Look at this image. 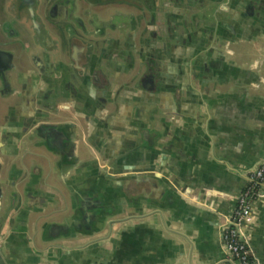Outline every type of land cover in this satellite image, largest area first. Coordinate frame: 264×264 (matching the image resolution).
I'll use <instances>...</instances> for the list:
<instances>
[{"label": "crops", "instance_id": "1", "mask_svg": "<svg viewBox=\"0 0 264 264\" xmlns=\"http://www.w3.org/2000/svg\"><path fill=\"white\" fill-rule=\"evenodd\" d=\"M131 1L80 19L55 5L53 21L100 42L85 72L57 26L37 43L5 29L1 179L3 205L24 204L19 264H238L222 224L264 161V0ZM246 235L264 264V198Z\"/></svg>", "mask_w": 264, "mask_h": 264}, {"label": "water", "instance_id": "2", "mask_svg": "<svg viewBox=\"0 0 264 264\" xmlns=\"http://www.w3.org/2000/svg\"><path fill=\"white\" fill-rule=\"evenodd\" d=\"M50 1L51 0H49L48 2H46V0H10L9 2L6 3V6L9 8V14H11V16L14 18H17L19 16L17 12L13 13V10L19 8V6H23L25 12L24 14L25 26L28 29H30V31L32 32V38L36 43L40 39L39 37H43L45 38V40L50 39V33H49L50 30L47 29L48 25L57 26L59 29L60 37L64 38V36L66 37V35L69 36L67 42L72 60L83 58L86 62L83 66L82 72L87 71V69L90 66L91 60L93 58V54L99 50L100 42L96 40L95 33L92 30H90L82 20L75 21L72 19L73 21L71 23L49 20L46 15L47 13L46 10L48 4H50L49 3ZM74 3L75 4L70 5V7L72 10L73 18L77 19L78 17H75V15L81 12L83 5L79 3L77 0H74ZM67 4L70 3L67 2ZM87 4H89L90 6L106 5L107 7L115 4H120V5H127L133 9L140 8L137 4L129 0H103V2H97V3L87 1ZM109 17L111 18L112 15ZM90 25L91 26L94 25L93 20L89 22V26ZM114 32H116V30ZM63 43H66V41H64ZM63 52L64 51L62 50V48L59 47L56 55L62 56ZM12 58H13V53L11 51L0 49V69L2 67L4 69L5 68L7 69L6 71H2V73L0 70V79L2 80V84L5 87L9 86L10 84L9 69L14 68ZM3 168H4V161L1 159L0 156V233L2 232L5 226L11 225L10 223L11 221H13V219L16 222L12 227L13 231L11 232V234H9L7 238H4L2 239V241H0V264H19L21 261L19 260L20 258L18 256L19 255L18 251L27 242L23 237L24 238L23 243L20 244L17 243V238H19V236L21 235L20 231L18 232V230L19 229L22 230L24 228L23 224L25 223L23 221H20L19 218L26 214L24 211L23 202L17 201L16 199L14 202H12L10 206L6 208L4 214L1 215V212L4 208L3 199L5 195V190L1 179ZM13 194L14 196H18V191L15 190ZM16 209H18V213L15 214ZM224 223L222 224V238H223ZM62 228L63 230H65L64 227ZM3 252H5V254ZM251 255L253 256V252L251 253Z\"/></svg>", "mask_w": 264, "mask_h": 264}, {"label": "built area", "instance_id": "3", "mask_svg": "<svg viewBox=\"0 0 264 264\" xmlns=\"http://www.w3.org/2000/svg\"><path fill=\"white\" fill-rule=\"evenodd\" d=\"M248 183L238 204L223 225V244L229 259L238 264H259L251 255L246 222L255 204L264 197V161L247 174Z\"/></svg>", "mask_w": 264, "mask_h": 264}, {"label": "flooded vegetation", "instance_id": "4", "mask_svg": "<svg viewBox=\"0 0 264 264\" xmlns=\"http://www.w3.org/2000/svg\"><path fill=\"white\" fill-rule=\"evenodd\" d=\"M10 0H0V49H5V50H10V36L9 34L5 31V29H7V27L10 25V24H17L19 26H25V23H24V9H23V6H19V8L17 9H14L13 10V13H16L18 14L19 17L17 18H14L11 16V14H9V8L6 6V3L9 2ZM49 0H46V2H48ZM79 3H81L84 8V6H89V4H87V1L85 2V0H77ZM131 1V0H129ZM60 3V2H65L67 4V2H69L70 4H67L68 6L72 5V4H75L74 3V0H51L48 4V7H47V18L51 21L52 20V17H51V14H52V11L55 7V5L57 3ZM98 6H102V5H98ZM15 11V12H14ZM16 14V16H17ZM26 27V26H25ZM19 240V241H18ZM24 241V238L22 235L19 236V238H17V243L20 244V243H23ZM5 254V252H3Z\"/></svg>", "mask_w": 264, "mask_h": 264}, {"label": "rangeland", "instance_id": "5", "mask_svg": "<svg viewBox=\"0 0 264 264\" xmlns=\"http://www.w3.org/2000/svg\"><path fill=\"white\" fill-rule=\"evenodd\" d=\"M7 206L4 205V208L1 212V215L4 214L5 210H6ZM18 213V209H16L15 214ZM16 221H11V225L5 226L2 230V232L0 233V241H2V239L7 238L9 236V234H11V232L13 231V225Z\"/></svg>", "mask_w": 264, "mask_h": 264}]
</instances>
